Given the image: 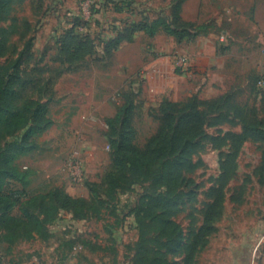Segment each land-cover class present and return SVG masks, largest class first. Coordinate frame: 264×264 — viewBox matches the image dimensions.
<instances>
[{"label":"rangeland","instance_id":"374dc122","mask_svg":"<svg viewBox=\"0 0 264 264\" xmlns=\"http://www.w3.org/2000/svg\"><path fill=\"white\" fill-rule=\"evenodd\" d=\"M178 2L0 0V152L22 136L10 135L6 122V111L16 108L47 105L52 123L44 132L56 139L54 151L43 141L38 146L42 133L35 135L36 148L11 163L25 181H6L4 190L43 197L58 189L86 200L84 218L60 211L46 234L26 220L11 223L18 236L11 249L1 250L29 256L31 264H135L142 247L165 264H264V140L248 130L252 125L264 130V91L255 88L254 73L223 97L197 96L166 110L161 95L172 84L170 75L154 80L151 63L172 38L162 33L150 38L142 28L170 22ZM256 2L264 5V0H184L180 12L190 24L177 26L188 29L186 42L205 33L220 38L227 27L246 32L244 48L261 64L264 8L255 19ZM72 38L86 44L84 58H69L65 47ZM177 52L168 58H185ZM173 66L190 73L193 88L200 85V73L175 61ZM121 108L130 109L131 145L142 152L153 150L150 141L169 113L191 115L192 129L180 137L176 119L165 142L181 146L164 154L158 167L140 172L126 158L113 163L110 141H119L120 133L110 135L109 125ZM73 156L81 179L74 180L67 168ZM164 215L178 232L154 231L150 217Z\"/></svg>","mask_w":264,"mask_h":264},{"label":"trees","instance_id":"16d2710c","mask_svg":"<svg viewBox=\"0 0 264 264\" xmlns=\"http://www.w3.org/2000/svg\"><path fill=\"white\" fill-rule=\"evenodd\" d=\"M183 1L184 0H179L176 4L177 14H175L174 18H171L170 22H155L152 26H144L142 28L143 32L150 38L162 33L179 43L184 41L185 36H189V31L185 26H177L178 24L189 25L188 23L183 22L180 18ZM158 28L162 30H159ZM133 33L134 30L130 31V35ZM65 50L70 59H82L89 53L86 44L76 42L73 38L68 41ZM197 96L198 95L193 94L184 101L187 103L195 101ZM184 101L170 102L166 100L164 105L166 106V110L170 109L173 111L179 108ZM129 110L130 109L124 111L121 108L117 112L115 118L110 121L109 134L117 135L118 132L120 133L119 141L117 139H112L110 141V149L112 150L114 164L124 163L125 160L123 158H126V163L130 167H139L140 172H142L145 167H158L164 154H174L177 148L181 146V144L176 145L175 141L172 140H169L167 143L165 142V133L171 129L176 119L178 124H182L178 134L180 137H185L192 129L188 128L191 121V115L185 114L176 117L172 113H169V116H166V124L161 125L156 136L150 141L154 144L153 150L150 152H142L131 145L133 129L130 125L131 116ZM46 114L47 105L40 103L36 104L33 110L29 107H21L6 111L5 113L6 122L11 129L9 132L10 135L22 132V136L20 140H18V143L14 142V144L9 146L11 150L8 149V151L0 152V245L8 244V250L11 249L12 245L10 244H13L18 236L17 233L10 231L9 225L11 223H21L23 220H26L28 223L32 224L33 229H38L39 233L46 234L48 232L47 226L56 220L60 211L70 212L73 215V218L77 220L85 217L84 206L86 205V200L73 199L58 189L50 191L43 197L27 195L22 191L5 192L4 190L6 181L17 182V184L25 181L26 175L21 174L11 166V163L20 156L27 154L36 148L31 139L35 135L41 134L47 130L52 123L51 120L47 118ZM118 123L120 124L119 131L115 127ZM248 130L253 135L264 140V130L260 127L252 125ZM148 156L151 157L150 162H146ZM120 157H123L122 160H120ZM161 198L162 196L159 195L155 200H152L153 208H157L159 205L158 203L161 202ZM164 203L165 206L167 205L169 207L170 202ZM164 203L162 202L161 204ZM14 210L17 211V214H13ZM150 224L158 234H173L178 232V228L173 226L165 215L160 219L156 216H151ZM135 264L165 263L161 258L154 256L148 248L142 247L136 257Z\"/></svg>","mask_w":264,"mask_h":264},{"label":"crops","instance_id":"0c3cea01","mask_svg":"<svg viewBox=\"0 0 264 264\" xmlns=\"http://www.w3.org/2000/svg\"><path fill=\"white\" fill-rule=\"evenodd\" d=\"M262 8H264L263 4L257 2L254 4L253 15L255 19H258ZM240 17L241 19L245 18L244 15ZM180 18L183 22L190 24L189 21L183 19L181 12ZM234 19L235 16L230 11L228 22H232ZM220 20L224 21L223 19ZM250 32L252 31H248L247 33ZM245 34L246 32H239L234 28L227 27L225 30H222L220 38H216L210 33L198 35L191 42L184 40L179 43L174 39L166 38V48L161 49L160 54H158L159 57L151 63L154 66V73L152 74L154 80L164 82L166 80L165 76L170 75V82L172 84L165 94L162 92L161 97L170 102L184 101L193 94L215 98L236 91L240 80L246 78L245 76L254 73L259 76L262 73V63L259 64L257 60L251 59L248 50L244 48V45L249 42L244 37ZM165 49L166 52H163ZM177 51L184 52L186 67H191V69L201 74L202 79L198 87L193 88L191 86L190 75L185 73L183 69L175 70L173 68L174 55L178 54ZM172 52L175 54L169 59L168 56ZM51 130L53 131V128ZM48 133L49 131L38 135L35 142L39 146V142L43 141L44 143L41 145L47 144V147L56 151V144H54L56 143V139L54 141L52 139L49 140L47 138ZM63 135L65 136V134ZM3 246L8 247V245H0V263L31 264L29 263V259H31L29 256L22 257L19 254H14V252H6L3 249L1 250Z\"/></svg>","mask_w":264,"mask_h":264},{"label":"built area","instance_id":"2783aa9c","mask_svg":"<svg viewBox=\"0 0 264 264\" xmlns=\"http://www.w3.org/2000/svg\"><path fill=\"white\" fill-rule=\"evenodd\" d=\"M174 61L176 64H178L181 68L183 64H185V58L181 57L180 55L176 56L174 58ZM195 72H193L194 74ZM190 74V73H189ZM192 74V72H191ZM256 88L258 91H264V60L262 63V73L259 75V78L256 82ZM67 168L72 175V178L74 180L81 179V164L79 160H77L76 157L73 156L72 160H69L67 163Z\"/></svg>","mask_w":264,"mask_h":264}]
</instances>
